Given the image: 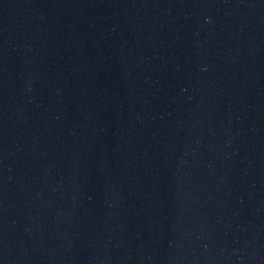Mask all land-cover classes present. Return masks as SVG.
Listing matches in <instances>:
<instances>
[{
    "label": "water",
    "instance_id": "obj_1",
    "mask_svg": "<svg viewBox=\"0 0 264 264\" xmlns=\"http://www.w3.org/2000/svg\"><path fill=\"white\" fill-rule=\"evenodd\" d=\"M0 264H264V0H0Z\"/></svg>",
    "mask_w": 264,
    "mask_h": 264
}]
</instances>
